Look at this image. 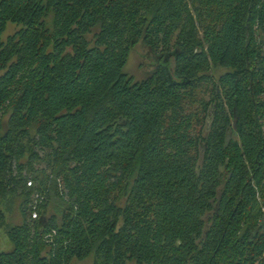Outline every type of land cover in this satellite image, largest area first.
<instances>
[{
  "label": "trees",
  "instance_id": "1",
  "mask_svg": "<svg viewBox=\"0 0 264 264\" xmlns=\"http://www.w3.org/2000/svg\"><path fill=\"white\" fill-rule=\"evenodd\" d=\"M6 196L0 264H264V0H0Z\"/></svg>",
  "mask_w": 264,
  "mask_h": 264
},
{
  "label": "rangeland",
  "instance_id": "2",
  "mask_svg": "<svg viewBox=\"0 0 264 264\" xmlns=\"http://www.w3.org/2000/svg\"><path fill=\"white\" fill-rule=\"evenodd\" d=\"M14 31L15 27L8 25L2 36L3 39L11 35ZM153 62L152 54L141 44H138L130 51L125 72L136 80L144 79L151 72L152 66L150 64ZM224 72L225 70L223 69H217L215 74L217 76ZM6 121L7 117H4L1 122L3 127ZM19 204L20 199L16 197L6 196L0 199V211L4 215V222L0 226V252H9L12 248L7 238V230L12 226L20 225L22 222ZM73 264H93V258L89 256L83 261H73Z\"/></svg>",
  "mask_w": 264,
  "mask_h": 264
},
{
  "label": "flooded vegetation",
  "instance_id": "3",
  "mask_svg": "<svg viewBox=\"0 0 264 264\" xmlns=\"http://www.w3.org/2000/svg\"><path fill=\"white\" fill-rule=\"evenodd\" d=\"M150 53V52H149ZM152 54V53H151ZM152 58H153V63H151L150 65L152 66L151 72L148 73V75L146 77H148L153 71L154 69L157 67V65L159 64V62L162 60L161 58H158V56L153 55L152 54ZM165 60V59H164ZM145 77V78H146ZM264 211V210H263Z\"/></svg>",
  "mask_w": 264,
  "mask_h": 264
},
{
  "label": "built area",
  "instance_id": "4",
  "mask_svg": "<svg viewBox=\"0 0 264 264\" xmlns=\"http://www.w3.org/2000/svg\"><path fill=\"white\" fill-rule=\"evenodd\" d=\"M28 186L31 185V182H28L27 183ZM39 198L38 196H36V199ZM40 200H42V198L40 197L39 198ZM32 219H36L37 218V213L36 212H33L32 215H31ZM51 234L47 235L45 238H50Z\"/></svg>",
  "mask_w": 264,
  "mask_h": 264
}]
</instances>
